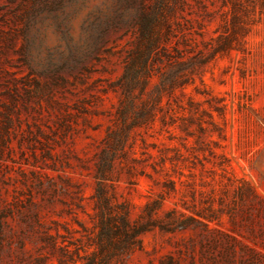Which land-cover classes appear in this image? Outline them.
<instances>
[{
  "label": "rangeland",
  "instance_id": "374dc122",
  "mask_svg": "<svg viewBox=\"0 0 264 264\" xmlns=\"http://www.w3.org/2000/svg\"><path fill=\"white\" fill-rule=\"evenodd\" d=\"M94 253L264 264V0H0V264Z\"/></svg>",
  "mask_w": 264,
  "mask_h": 264
},
{
  "label": "trees",
  "instance_id": "16d2710c",
  "mask_svg": "<svg viewBox=\"0 0 264 264\" xmlns=\"http://www.w3.org/2000/svg\"><path fill=\"white\" fill-rule=\"evenodd\" d=\"M146 47L147 52L151 49L152 44L149 43ZM100 216V252L106 249L107 244L112 247L114 251L121 247L131 249L133 243H140L139 235L148 229L144 226L132 225L127 214H120L117 216L108 211H101ZM117 236L121 237V239H117ZM95 255L96 253L93 254L87 264H99L96 262V259H94Z\"/></svg>",
  "mask_w": 264,
  "mask_h": 264
}]
</instances>
